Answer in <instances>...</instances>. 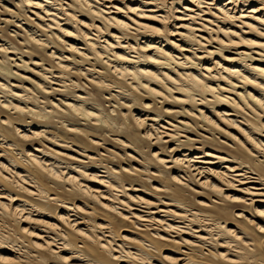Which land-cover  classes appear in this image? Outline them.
I'll return each instance as SVG.
<instances>
[{
	"label": "bare ground",
	"instance_id": "6f19581e",
	"mask_svg": "<svg viewBox=\"0 0 264 264\" xmlns=\"http://www.w3.org/2000/svg\"><path fill=\"white\" fill-rule=\"evenodd\" d=\"M0 264H264V0H0Z\"/></svg>",
	"mask_w": 264,
	"mask_h": 264
},
{
	"label": "rangeland",
	"instance_id": "374dc122",
	"mask_svg": "<svg viewBox=\"0 0 264 264\" xmlns=\"http://www.w3.org/2000/svg\"><path fill=\"white\" fill-rule=\"evenodd\" d=\"M119 147V146H118ZM121 149V147H119ZM123 150V149H122Z\"/></svg>",
	"mask_w": 264,
	"mask_h": 264
}]
</instances>
